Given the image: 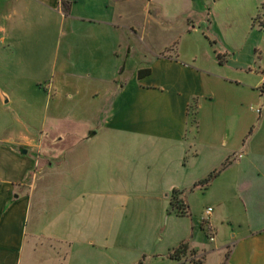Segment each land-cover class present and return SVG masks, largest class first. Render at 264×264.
<instances>
[{
  "label": "crops",
  "instance_id": "crops-1",
  "mask_svg": "<svg viewBox=\"0 0 264 264\" xmlns=\"http://www.w3.org/2000/svg\"><path fill=\"white\" fill-rule=\"evenodd\" d=\"M63 1L69 2L67 14ZM136 1L0 0V111L15 123L0 132V264H152L169 259L180 242L201 262L169 259L172 264H208L213 253V264H264V205L256 211L244 187L248 149L242 139L247 98L256 93L259 100V86L249 93L227 72L228 52H214L218 68H210L205 52H176V39L158 49L147 44L135 63L130 39L137 35V13L177 38L200 24L208 31V6L216 2ZM32 52L51 53L48 76L40 78L24 60ZM143 68L150 73L137 78ZM64 98L82 101L83 120L100 124L94 132L59 135L80 143L54 147L46 167L36 168L29 151L15 144L32 138L46 120L69 118ZM227 158L230 163L200 190L216 186L217 207L228 194H241L244 211L237 216L245 221L205 209L199 224L213 233L212 245L194 240V222L167 226L177 208L170 203L173 190L187 196ZM41 176L47 178L43 188L37 185ZM183 205L178 215L191 216L186 200ZM227 226L235 228L231 241L215 244L218 228ZM164 237L171 241L154 243Z\"/></svg>",
  "mask_w": 264,
  "mask_h": 264
},
{
  "label": "rangeland",
  "instance_id": "rangeland-1",
  "mask_svg": "<svg viewBox=\"0 0 264 264\" xmlns=\"http://www.w3.org/2000/svg\"><path fill=\"white\" fill-rule=\"evenodd\" d=\"M263 0H216L213 4L208 6L210 19L212 25L209 30H206L204 24L195 26V29L186 35L173 38V31L169 28H156L149 22L144 20V17L137 13L134 19V28L137 30V35L132 36L131 47L134 53L135 63L140 61L141 53L145 52L147 44H150L154 49H158L167 45L172 40L175 43L172 45L176 48V52H205L206 54L202 57L205 61L206 66L210 68H218V63L214 59V52H228L232 60V65L229 64L226 69L227 72H232L243 83H246L247 90L255 85H261V74L264 73V29L258 26L259 19H264V11L261 10L260 5ZM146 3V0H137V6ZM205 8V7H204ZM204 8L202 10H204ZM259 13L260 18L255 19ZM132 16H130L131 19ZM172 49V48H170ZM52 55L50 52H32L26 53L24 55V60L30 62L29 67L32 66L34 71L36 68V75L38 74L40 78L46 77L49 74L50 65L48 60H51ZM229 61V60H228ZM27 65V64H26ZM238 67L239 71H234L235 67ZM10 68L15 69V64L11 65ZM231 68V70L229 69ZM30 69V70H32ZM132 67H128L125 76L130 77ZM49 71V72H47ZM27 77H32L31 74H27ZM251 86V87H250ZM259 92V89H256ZM250 93V91H249ZM259 95V93H258ZM257 98L256 93L248 95L246 104V117H247V127L246 133L242 139H244V146L248 149V154L244 157L246 178L244 187L251 194L253 202L256 206V211H259L264 205V96H259ZM257 99L258 104H254ZM64 103L61 105L66 111H70L67 115L69 118L62 119L59 121H45V126L41 124L39 128L34 131V136L32 138H23L19 143L15 144V147L23 148L25 151H29V154L37 162L36 168L46 167L47 161L51 160L49 153L54 147L59 146H69L70 144L76 145L80 141L77 137L70 135L65 137L67 139L61 140L58 138L59 135H67L68 133L74 131H90L94 132L97 130L100 122L98 119L95 121L83 120V115L85 114L84 109L87 106L79 101L76 104H71L68 99H63ZM196 104L191 103L188 114L190 117V123L195 122V106ZM89 106V105H88ZM93 108L91 105L89 106ZM7 109V105L5 106ZM260 109V113L256 112V109ZM2 111V110H1ZM0 116H4V121L0 120V132H5L10 130V128L15 127L14 121H8L7 115L1 113ZM209 109H206L208 112ZM257 116L259 118L257 119ZM53 130H48L49 128ZM249 130H251L249 132ZM250 134H248V133ZM63 148V147H62ZM59 150H62L59 148ZM57 155L62 156V152L57 153ZM41 179L37 185L39 188L45 187L47 183L45 181L47 178ZM41 182V183H40ZM38 191V190H37ZM176 194V199H180L177 202V208H174L173 213L170 215L169 224L175 227L188 226L190 228L191 222H194V240L199 242H205L208 244H213V241L208 239V232L206 229L202 230L200 227V222L204 218V210L210 207L213 210V215H221L223 217V212H228L235 218L234 223L244 222L237 216V214L244 211L242 207V195L239 194H228L223 197V205L221 207L216 206V201L220 199L218 197L217 187H212L208 192L205 190H191L187 196H181L179 193ZM37 197V195H35ZM172 199V194H171ZM187 201L190 206L191 216L189 214H183V216L178 215V213L184 209L183 202ZM174 203V202H173ZM35 208V204H33ZM250 206L248 205V211ZM247 211V212H248ZM175 212V213H174ZM253 213V212H252ZM250 213L247 214V216ZM222 217H220L222 219ZM198 222V223H197ZM164 223V222H163ZM198 224V225H197ZM225 224V223H224ZM203 227V226H202ZM228 226L218 228L216 234V242L222 243L224 241H231L230 233H233ZM218 235V237H217ZM166 238V237H164ZM167 239V238H166ZM159 238V242L154 241L156 244L164 245L171 241ZM159 246V245H158ZM199 256L194 251L190 250L184 254V259L199 260ZM172 264L169 259L161 257V259L154 261L152 264ZM218 260L217 253H213L208 258V264H213Z\"/></svg>",
  "mask_w": 264,
  "mask_h": 264
},
{
  "label": "trees",
  "instance_id": "trees-1",
  "mask_svg": "<svg viewBox=\"0 0 264 264\" xmlns=\"http://www.w3.org/2000/svg\"><path fill=\"white\" fill-rule=\"evenodd\" d=\"M62 8H63V12L65 14L68 13V9H69V2H62ZM260 8L262 11H264V0L262 1ZM259 13L257 14V16L255 17V19H259ZM258 21V26L261 29H264V19H259ZM219 58V56H218ZM150 73V69L149 68H143V69H139L137 71V78H142L146 75H148ZM251 130H249L250 132ZM230 163V159H226L225 161L222 162L221 166L214 169L212 172H210L205 178H203L202 180L198 181L197 183L193 184L192 187L189 188V190H192L194 188H206L212 181L213 179L218 175V173L223 170L228 164ZM177 191L173 190L172 192V199H171V206H175L177 202H180V199H176V194ZM174 202V203H173ZM177 207V206H176ZM188 246L186 245L185 242H180L177 246L173 247L168 253H167V257L169 259H171L172 261L178 262V263H184L186 261H190V262H201V258H199V260H192V259H184V254L187 252Z\"/></svg>",
  "mask_w": 264,
  "mask_h": 264
},
{
  "label": "built area",
  "instance_id": "built-area-1",
  "mask_svg": "<svg viewBox=\"0 0 264 264\" xmlns=\"http://www.w3.org/2000/svg\"><path fill=\"white\" fill-rule=\"evenodd\" d=\"M259 92L261 95L264 96V73L261 74V85L259 86ZM258 113H260V109L258 108L256 110ZM211 211L210 207H207L205 210V213L208 214ZM210 232V231H208ZM208 239L211 241L213 239V233L210 232V234L208 235Z\"/></svg>",
  "mask_w": 264,
  "mask_h": 264
},
{
  "label": "water",
  "instance_id": "water-1",
  "mask_svg": "<svg viewBox=\"0 0 264 264\" xmlns=\"http://www.w3.org/2000/svg\"><path fill=\"white\" fill-rule=\"evenodd\" d=\"M21 153H25L26 151L23 148H20Z\"/></svg>",
  "mask_w": 264,
  "mask_h": 264
}]
</instances>
